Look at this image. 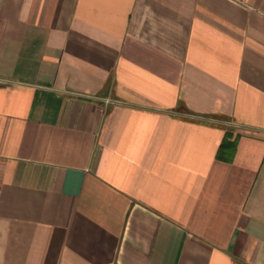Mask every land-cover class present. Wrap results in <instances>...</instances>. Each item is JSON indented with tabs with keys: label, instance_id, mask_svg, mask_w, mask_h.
Masks as SVG:
<instances>
[{
	"label": "crops",
	"instance_id": "1",
	"mask_svg": "<svg viewBox=\"0 0 264 264\" xmlns=\"http://www.w3.org/2000/svg\"><path fill=\"white\" fill-rule=\"evenodd\" d=\"M0 264H264V0H0Z\"/></svg>",
	"mask_w": 264,
	"mask_h": 264
}]
</instances>
